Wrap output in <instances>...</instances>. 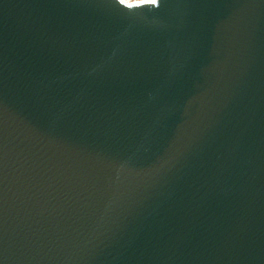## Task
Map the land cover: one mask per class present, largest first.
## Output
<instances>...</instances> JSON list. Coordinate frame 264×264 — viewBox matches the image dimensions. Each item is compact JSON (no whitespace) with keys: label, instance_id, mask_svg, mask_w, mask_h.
Wrapping results in <instances>:
<instances>
[{"label":"water","instance_id":"water-1","mask_svg":"<svg viewBox=\"0 0 264 264\" xmlns=\"http://www.w3.org/2000/svg\"><path fill=\"white\" fill-rule=\"evenodd\" d=\"M0 0V264H264V0Z\"/></svg>","mask_w":264,"mask_h":264},{"label":"bare ground","instance_id":"bare-ground-1","mask_svg":"<svg viewBox=\"0 0 264 264\" xmlns=\"http://www.w3.org/2000/svg\"><path fill=\"white\" fill-rule=\"evenodd\" d=\"M129 4H131L132 6H137L140 8H144L146 10H150L151 8H153L155 6V4L152 2V0H142L143 4L145 5H133V2L131 0H126Z\"/></svg>","mask_w":264,"mask_h":264},{"label":"snow or ice","instance_id":"snow-or-ice-1","mask_svg":"<svg viewBox=\"0 0 264 264\" xmlns=\"http://www.w3.org/2000/svg\"><path fill=\"white\" fill-rule=\"evenodd\" d=\"M153 3H156V0H152ZM2 152V149H0ZM0 172H2V155H0ZM0 241H2V235H0Z\"/></svg>","mask_w":264,"mask_h":264},{"label":"rangeland","instance_id":"rangeland-1","mask_svg":"<svg viewBox=\"0 0 264 264\" xmlns=\"http://www.w3.org/2000/svg\"><path fill=\"white\" fill-rule=\"evenodd\" d=\"M135 2H137V4L133 3V5H145L142 3L143 2L142 0H136Z\"/></svg>","mask_w":264,"mask_h":264},{"label":"trees","instance_id":"trees-1","mask_svg":"<svg viewBox=\"0 0 264 264\" xmlns=\"http://www.w3.org/2000/svg\"><path fill=\"white\" fill-rule=\"evenodd\" d=\"M133 3L137 4V2H135L136 0H131Z\"/></svg>","mask_w":264,"mask_h":264}]
</instances>
